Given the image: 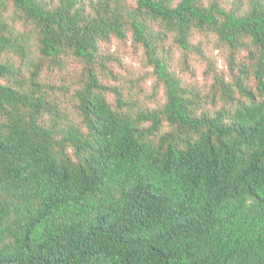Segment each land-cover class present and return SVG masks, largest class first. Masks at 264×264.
<instances>
[{"label":"trees","instance_id":"obj_1","mask_svg":"<svg viewBox=\"0 0 264 264\" xmlns=\"http://www.w3.org/2000/svg\"><path fill=\"white\" fill-rule=\"evenodd\" d=\"M0 264H264V0H0Z\"/></svg>","mask_w":264,"mask_h":264},{"label":"rangeland","instance_id":"obj_2","mask_svg":"<svg viewBox=\"0 0 264 264\" xmlns=\"http://www.w3.org/2000/svg\"><path fill=\"white\" fill-rule=\"evenodd\" d=\"M208 46L205 47V51L208 52V54L211 55L212 58L215 57L216 59V66L218 69L224 68V64L222 61V56L220 55V52L212 47V40H209L207 43ZM105 50L110 52H115L119 56L121 60V64L119 66L113 65V68L118 73H121L123 75V78H135L137 76H142L145 72V67L143 63V55H142V49L138 46L132 45L129 40H127L125 43H120L115 39H111L110 42L106 43ZM180 53L173 48V53H171L170 61L173 66L176 67V71H178V75L181 76V78L184 80L186 84L190 83H197L198 86L202 87L204 83L209 81V78L204 73V61L198 58V56H195V58L190 57L188 60L189 66L192 69L190 72H184L180 69V65L178 60L180 59ZM198 58V59H197ZM81 65L74 61H69L67 63V68L69 69V74H65L63 70L62 72H50L49 79L53 80V82H59L60 78H64L63 80L66 82L71 81L70 76L75 75ZM66 68V69H67ZM123 79V80H124ZM108 82H111L112 80L106 79ZM121 80V81H123ZM153 78H146L144 81H142L139 84L134 85L131 87L132 91H135V95L138 96L139 103H145L148 106H151V84H152ZM124 87H130L131 85L128 82H122ZM162 91L161 87L159 86L156 98L157 100L161 98Z\"/></svg>","mask_w":264,"mask_h":264}]
</instances>
